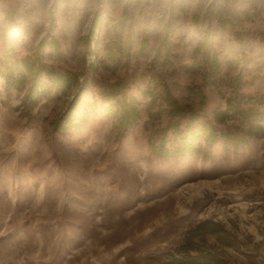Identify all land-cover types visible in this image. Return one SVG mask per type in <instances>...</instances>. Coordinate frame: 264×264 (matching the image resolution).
<instances>
[{
  "label": "rangeland",
  "instance_id": "374dc122",
  "mask_svg": "<svg viewBox=\"0 0 264 264\" xmlns=\"http://www.w3.org/2000/svg\"><path fill=\"white\" fill-rule=\"evenodd\" d=\"M51 37L58 51L47 43ZM142 38L147 44L140 53ZM261 38L264 0H0V264H176L189 229L202 219L228 224L240 251L258 245L264 264V135L250 137L238 151L220 138L209 160L198 153L165 159L147 140L150 129L168 119L165 111L156 114L162 82L194 109L198 96L189 88L203 87L200 122L213 120L227 96L264 114ZM41 39L38 55L48 67L84 73L78 109L88 113L68 131H52L50 121L73 89L31 106L23 88L3 87L5 67L34 53ZM124 76L133 78L124 99H136L138 120L116 138V119L106 108L118 109L123 97L106 100L101 87ZM146 85L158 95L149 120ZM179 124L184 129L186 119ZM216 127L222 133L231 122ZM133 187L143 195L135 201ZM98 190L133 202L126 218L135 208L157 206L144 228L121 239L116 227L100 226Z\"/></svg>",
  "mask_w": 264,
  "mask_h": 264
},
{
  "label": "trees",
  "instance_id": "16d2710c",
  "mask_svg": "<svg viewBox=\"0 0 264 264\" xmlns=\"http://www.w3.org/2000/svg\"><path fill=\"white\" fill-rule=\"evenodd\" d=\"M99 21L100 15H96L94 18V25L98 26ZM93 33V30L88 32L85 39L86 47L90 46V37ZM234 34L238 36L239 32H234ZM127 39L128 36L124 43V48L126 49L129 48ZM163 41L164 39L162 42ZM262 41H264V38L260 39V42ZM47 43L51 44L56 51L59 50V43L54 37H51ZM44 44L45 41L41 39L37 43L34 53L26 55L21 60H13L5 67L2 75L3 87L6 91H10L12 88H23L24 100L31 103V106L35 105L40 100L41 96L50 98L51 95L59 96L64 89H73L66 107L50 121L52 131H68L76 126L78 122L82 121L88 113L86 108L81 110L78 109V104L82 102L81 95L87 88L86 80L85 77H83V72H76L68 69L58 71L51 66L48 67L42 62L38 52ZM146 44L147 39L142 38L138 49L140 53L143 52ZM106 51L108 52V49ZM80 77L82 78L81 80ZM205 79V74H203L201 78L202 84L206 83ZM43 80L45 83H43ZM132 81V76H124L112 82L102 83L101 95L104 96L106 100L118 96L123 97L118 109H114L111 106L106 108V112L116 119V138L121 137L122 134L133 127L138 120V103L136 99L134 97H130L127 100L124 99V95L129 90ZM161 85L163 87V96L158 103L156 114L165 111L168 115V119L163 127L151 128L147 137L148 147L156 156L165 159H177L184 156L186 153H198L202 160H209L212 157V147L220 138L222 139L223 147H227L228 144H230L232 150L238 151L243 145L248 144V139L250 137L264 135V123H261L264 114L254 105L244 108L241 104L233 102L230 96H227L225 98L224 108L215 109L213 111V120L206 118L204 122H200L204 114L207 99L202 86H197L195 89L189 88L191 93L198 96V107L194 109L190 105L180 104L165 82H162ZM142 94L149 96L146 104L149 120L150 116L153 117L152 109L158 95L147 85L142 91ZM162 105H165V107L161 108ZM94 106V102L88 105L89 108H94ZM181 119H186L184 129H182L179 124V120ZM228 120L231 122V127L222 133H218L216 125L226 124ZM189 129H191L190 134L189 137L186 138L184 132ZM168 131L171 134V139L167 136ZM198 138L203 139V146H192L191 142ZM169 139L171 140V145L167 147L166 142ZM208 226H212L210 227L212 228L211 230L222 228L218 222L211 219L200 221L194 229H189L186 236L188 240L186 243V254L193 247L192 240L196 237L195 230H209ZM197 257L204 260L210 258L207 254H198Z\"/></svg>",
  "mask_w": 264,
  "mask_h": 264
},
{
  "label": "crops",
  "instance_id": "0c3cea01",
  "mask_svg": "<svg viewBox=\"0 0 264 264\" xmlns=\"http://www.w3.org/2000/svg\"><path fill=\"white\" fill-rule=\"evenodd\" d=\"M200 221L190 229H194ZM215 222H218L222 228L211 230L210 227L212 226H208L209 230H195L196 237L192 240L193 247L187 253L189 255L185 253L188 242L185 238L181 245L182 256L176 260V264H261L262 256L258 253V245H256L257 248L240 251L238 247L241 243L238 241L235 232L231 230L228 224L216 220ZM196 239L199 244L195 242ZM198 254H207L210 258L207 260L200 259L197 257Z\"/></svg>",
  "mask_w": 264,
  "mask_h": 264
},
{
  "label": "bare ground",
  "instance_id": "6f19581e",
  "mask_svg": "<svg viewBox=\"0 0 264 264\" xmlns=\"http://www.w3.org/2000/svg\"><path fill=\"white\" fill-rule=\"evenodd\" d=\"M142 182H144V180H142ZM144 189H145L144 194H146L147 187H144ZM96 194L98 196L95 197V200L100 199L102 201V202L100 200L98 201L100 203V206L103 209L101 212V217L99 218L100 226L116 227V230L114 231V233L117 235V237L121 239L126 236L131 237L132 233L137 232L138 230H141L142 228H144L147 223V220L150 218V213L154 212L153 207L157 206V204L155 203L154 206L150 208H146L144 210H141L140 208H135L133 209V214H131L129 218H126L123 215L124 211L129 210L133 206V202L127 201L124 204H122L118 200H114L113 198H111L107 192L104 193L101 190H98ZM129 196L132 201H135L137 199H140L143 195L141 193H138L137 187H133L130 191ZM109 200H112L113 203L108 206L107 202ZM164 203H169V200L165 199ZM239 204L243 205L244 202L241 201ZM95 214H96L95 207H93V212L91 213V216L94 217ZM133 218H137V219L134 222H132ZM126 225H129V226L125 227ZM120 226H124L125 227L124 230L119 231L120 229L118 228Z\"/></svg>",
  "mask_w": 264,
  "mask_h": 264
}]
</instances>
